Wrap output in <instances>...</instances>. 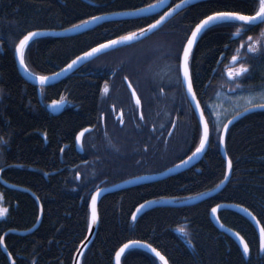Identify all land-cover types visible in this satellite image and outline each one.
I'll return each instance as SVG.
<instances>
[{
    "label": "trees",
    "instance_id": "trees-1",
    "mask_svg": "<svg viewBox=\"0 0 264 264\" xmlns=\"http://www.w3.org/2000/svg\"><path fill=\"white\" fill-rule=\"evenodd\" d=\"M156 1L0 0V89H3L0 171L6 181L25 188L0 182L2 202L8 209L0 219V236L12 230L6 234L5 244L16 264H73L74 255L89 231V202L98 188L128 176L166 168L160 162L136 173L138 167L133 162L140 154L148 155L152 149L177 144L173 162L193 153L198 145L199 118L184 87L177 83L180 63L177 57L182 55V46L195 25L205 16L215 10L251 14L254 0L193 3L147 39L107 52L60 82L42 88L41 98L39 87L28 82L17 66L15 46L28 31L65 29L92 16L134 10ZM180 1L172 0L170 6ZM160 15L108 21L72 36L35 38L25 50L27 67L39 76L54 73L92 47L146 27ZM237 28L239 22L214 24L202 34L190 56L194 90L210 126L207 152L197 165L183 172L104 194L98 205V229L81 264H114L118 250L133 240L151 244L170 264H264L257 230L245 216L230 209L219 212L222 222L247 240L248 256L243 255L238 243L221 231L210 216L217 204L235 203L252 211L264 227V109L250 111L229 126L225 147L233 168L231 178L220 192L192 205L155 206L141 212L137 219L132 218L147 201L190 199L224 181L226 160L219 144L223 125L219 126L211 102L219 91L237 94L264 90V54L247 51L249 37L253 38V46L264 49V35H261L264 25H246L241 28L240 36L234 38ZM151 42L154 43L141 48ZM234 55L239 57L235 64ZM240 64L248 67L249 72L230 79L229 68H239ZM125 77L138 89L145 122L154 121L151 126L148 123L146 126L138 116L136 123L130 118L128 121L127 111L123 122L114 121L111 104L117 109H129L115 89L117 84L125 83ZM61 98L67 99V105L55 115L47 109V104ZM132 105L137 108L136 104ZM150 108L158 113L148 118ZM170 110L173 119L164 130L160 121ZM114 126L120 131L116 139L111 132ZM88 127L91 130L83 136L80 152L76 137ZM98 131L108 140L96 141L94 134ZM142 132L163 134L153 142L148 136L143 143L138 138ZM156 142L159 144L153 146ZM116 151H134L124 160L125 169H116L120 167L113 155ZM100 167L103 172L96 173ZM31 192L42 203V220L33 232L15 233L13 230H27L37 222L39 205ZM0 264H10L2 245ZM121 264L162 262L147 250L133 247L123 254Z\"/></svg>",
    "mask_w": 264,
    "mask_h": 264
},
{
    "label": "water",
    "instance_id": "water-1",
    "mask_svg": "<svg viewBox=\"0 0 264 264\" xmlns=\"http://www.w3.org/2000/svg\"><path fill=\"white\" fill-rule=\"evenodd\" d=\"M85 1H88V0H85ZM171 1L172 0H164V3L155 8L154 10L152 11H145V12H138L137 10L138 9H135V10H124V11H116V12H111V13H105V14H101V15H97V16H103L105 17L104 19H101V20H97L93 23H89L85 26H82L80 28H75L73 29V26L72 27H69V28H65V29H50V30H47V29H42V30H34V31H41V32H44L46 33L45 35H42V36H72V35H76V34H79V33H83L85 31H88V30H91V29H94L95 27L105 23V22H108V21H115V20H121V19H127V18H137V17H144V16H151V15H156V14H160V13H163L162 15L160 16H163L166 12H170L171 15L167 16V18L165 19V21L156 29H154L152 32L150 33H146L145 36H138V38L134 41H131V42H128V43H125V44H121V45H117L115 48H112V49H106L105 51L103 52H99L97 53L95 56L93 57H90L88 59H83V60H80L77 62V64L70 70H65L67 69V66L68 64L63 67L62 69L54 72V73H51V74H48V75H44L46 77H48V80L46 83H44L43 85H41L38 81V77L39 75H36L34 73H32L29 69H28V72H25L23 68L20 67V64H19V60L16 56V52H15V58H16V62H17V66H18V69L21 73V75L30 83L34 84V85H38L39 86V94L41 95V87L42 86H50V85H53L55 83H58L60 82L61 80L65 79L68 75H70L73 71H75L77 68L79 67H82L83 65H85L86 63L92 61L93 59H95L96 57H98L99 55L101 54H104L106 52H109V51H112V50H115V49H118V48H122V47H125V46H129V45H132V44H135L137 42H140L141 40L147 38L148 36L152 35L153 33H155L157 30H159L166 22H168L175 14H177L178 12H180L181 10L185 9L186 7H188L189 5L193 4V3H196V2H199V1H202V0H186V2L182 3V1L176 3L175 5L173 6H170L171 5ZM159 3V0L155 3H152L150 5H156ZM177 4H181V7L180 8H176L175 6ZM148 6V5H147ZM147 6H144V7H141L139 9H142V8H146ZM160 18V17H159ZM158 18V19H159ZM89 20V19H88ZM155 22V21H154ZM153 22V23H154ZM217 23H220V22H216L214 24H217ZM80 24V23H79ZM214 24H211L209 25L207 28H205L201 33L200 35L197 37V41L199 40V38L202 36V34L208 29L210 28L211 26H213ZM143 28H147L146 27H143ZM195 28V27H194ZM66 29H71L69 31H65ZM138 30L136 31H133V32H138ZM42 36H38V37H42ZM191 36V34H190ZM189 36V37H190ZM240 36V33L239 35H236L235 34V38H238ZM38 37H35V38H38ZM34 38V39H35ZM116 39V38H115ZM31 42V41H30ZM29 42V43H30ZM107 41L103 42V43H106ZM197 43V42H196ZM102 44V43H100ZM99 45V44H98ZM98 45L92 47V48H95L97 47ZM195 46V45H194ZM193 46V48H194ZM91 48V49H92ZM91 49L85 51V52H89L91 51ZM193 50V49H192ZM83 52L82 54L78 55V56H83L84 53ZM77 56V57H78ZM76 58H74L73 60H75ZM72 62V61H71ZM70 62V63H71ZM69 63V64H70ZM189 71H190V60H189ZM57 73H60L59 75H56ZM32 74V75H30ZM190 74H191V71H190ZM181 79H182V75H181ZM129 83V86L132 88V90L134 91L133 93H135L134 97L136 99H138L137 97V94L134 90V88L132 87L131 83L128 81ZM185 91H186V88H184ZM195 91V90H194ZM187 94V92H186ZM188 96V95H187ZM198 118H199V113L196 111V107H195V104L196 102L195 101H192L191 100V97L188 96ZM197 100L199 101L198 97H197ZM53 102H58L55 106L53 105ZM200 102V101H199ZM201 104V103H200ZM67 105V99H63V102H61V100H54V101H51L47 104V109L57 115V114H60L66 107ZM202 107V105H201ZM203 108V107H202ZM248 108H251V107H248ZM255 109H260V108H255ZM253 109V110H255ZM251 110V111H253ZM241 112H243L245 114H247L248 112H244V110H242ZM242 115V116H243ZM236 116V115H235ZM239 117L241 116H237L236 119H238ZM205 118H206V115H205ZM207 119V118H206ZM235 119V120H236ZM232 120V123L235 121L233 120V117L230 118L228 121ZM228 121L224 124V125H228V128L229 126L232 124H228ZM210 129V128H209ZM89 129H84L82 130L78 136L80 137V140L77 141L76 139V143H77V146L80 150H82V138H83V135L84 133L88 132ZM223 133V128H222V131H221V134ZM225 137H226V134H225ZM209 143H210V136H209ZM208 147H209V144L205 147V150L204 152H202L201 154L197 155L196 157H193L191 160H189L188 158L190 156H192V154H190L189 157H187L185 160L183 161H187V163H182V161L180 163H178L177 165L173 166V167H170V168H167L166 170L162 171V172H159V173H153V174H145V175H140V176H135V177H132V178H129V179H125V180H122V181H119L113 185H109V186H103V187H100L98 188L92 195H91V198H90V204H89V208H90V224H91V218H92V197L93 196H96L97 193H99V195L97 196V199H96V215H97V221L95 224H92L91 225V228H89V232H88V235L86 237V239L81 243V245L79 246L78 248V251L76 252L75 256H74V260H73V264H80L81 263V259L87 249V247L90 245V243L92 242V240L94 239L95 237V234L97 232V229H98V225H99V215H98V204L101 200V198L103 197L104 194L106 193H109V192H113V191H118V190H121V189H125V188H129V187H133V186H136V185H140V184H144V183H147V182H151L153 180H161V179H165L167 178L168 176L170 175H173V174H177V173H180V172H183L187 169H190L192 167H194L195 165H197L199 163V161L202 159V157L204 156V154L207 152L208 150ZM220 149H221V153L222 155L224 156L225 160H226V171H227V158L228 155H227V158L225 156V151H226V148H225V144L224 145H220ZM2 171H0V182L6 186H10V187H13V188H23L21 186H18L16 184H13V183H10L8 181H6L3 177H2ZM229 178L227 180H224L223 183H220L219 184V187H216L210 191H207V192H204L203 195H197L195 197H192L190 199H186V200H182V201H166V200H161V201H154V203H148L149 201L143 203L142 205H144V207L142 209H140V206L138 207V209H140V211H136V215H139L141 212L145 211L146 209H150L154 206H158V205H162V206H166V205H171V206H183V205H192V204H195V203H198L208 197H211L215 194H217L218 192H220L225 186L226 184L228 183L229 179L231 178V175H232V170L229 172ZM25 189V188H23ZM33 194V196L37 199L38 201V205H39V216H38V219H37V222L35 224L34 227H32L31 229H28V230H25V231H15L16 233L18 234H27V233H30V232H33V230H35L37 228L38 225H40V222L42 220V216H43V207H42V203L41 201L39 200V198L37 197V195L34 193V192H31ZM218 205V204H217ZM219 205H222V207L218 208L215 215H213L212 213V210H211V213H210V216H211V219L213 221V223L223 232L227 233L228 235H230L237 243L238 245L240 246L241 250L243 251V248H242V245L240 244V241H239V238L238 236L236 235L237 233L239 234V237H243L242 234H240L238 231L234 230L233 228L227 226L226 224H224L222 222V220L220 219L219 217V211L223 210V209H230V210H234V211H237L239 212L240 214H242L243 216H245L248 220H250L252 222V224L254 225V227L256 228L257 230V233H258V236H259V229L260 227H263V225L261 224V222L259 223V225L257 224V220L259 221V219L252 213V211H250L248 208V211L245 212L243 211V209H245L246 207L242 206V205H238V204H235V203H219ZM216 206H214L213 208H215ZM212 208V209H213ZM42 209V211H41ZM251 212L252 215L250 216L248 213ZM253 216L256 217V220H253ZM9 232H12L11 231H7L6 233H4V235L2 237H4V245H2V248L5 250V236L7 233ZM244 241L246 243L247 240L243 237ZM133 241H137V240H133ZM141 242V241H140ZM129 243V242H127ZM125 243V244H127ZM143 244H148V243H145V242H142ZM123 247V246H122ZM136 247H139V248H144L146 250H148L149 252H151L148 248L146 247H141V246H136ZM153 247V246H152ZM7 248V247H6ZM130 248H133V247H130ZM128 248V249H130ZM154 248V247H153ZM128 249H125V252L128 250ZM120 250V249H119ZM118 250V251H119ZM8 256H9V251H8V248H7V251H5ZM124 252V253H125ZM123 253V254H124ZM152 253V252H151ZM122 254V255H123ZM154 255V253H152ZM122 255H121V258H122ZM121 258H120V264H121ZM165 259H167L165 257ZM14 261V259L12 258L11 256V259H10V262L12 264V262ZM16 264V262H15ZM115 264H116V255H115ZM168 264H169V261H168Z\"/></svg>",
    "mask_w": 264,
    "mask_h": 264
},
{
    "label": "snow or ice",
    "instance_id": "snow-or-ice-1",
    "mask_svg": "<svg viewBox=\"0 0 264 264\" xmlns=\"http://www.w3.org/2000/svg\"><path fill=\"white\" fill-rule=\"evenodd\" d=\"M186 2V0H182V3ZM164 3V0H159V3L156 5H148L146 8L138 9V12H145V11H152L155 8L161 6ZM176 8H180L181 4H177L175 6ZM171 15L170 12H166L163 16H160L159 19L155 20L154 23L148 24L147 28H140L138 32H128L126 35L118 36L116 39L108 40L106 43L99 44L97 47L92 48L91 51L85 52L84 55L76 57L75 60H72L70 64H68L67 69H72L78 61L83 59H88L90 57L95 56L99 52H103L106 49H112L115 48L117 45L125 44L131 41H134L138 38V36H145L146 33L152 32L154 29L158 28L167 18V16ZM103 16H92L89 20H82L80 24L73 25V29L80 28L82 26H85L89 23H93L97 20L104 19ZM216 22H239L240 28H237L236 35H239L241 28L244 26H259L264 25V0H254V7L251 14H245L243 11L240 10H215L212 12L211 15L205 16L204 19H201L196 25L195 28L191 32V36L187 38V43L182 46V55H178L177 59L180 61L178 65V75H177V83L181 85V87L186 88L187 95L191 97L192 101H195V107L196 111L199 113V122L196 125L197 135H198V145L195 148V151L192 153V156H190L188 159L191 160L193 157H196L197 155L204 152L205 147L209 144V136H210V129H209V121L205 118V112L204 109L201 107L200 102L197 100L196 92L194 91L193 86V78L189 71V60L192 53L193 46L197 42V37L200 35V33L207 28L209 25L214 24ZM234 26V25H230ZM71 29H66L65 31H69ZM46 33L41 31H28L26 35L23 36L22 39L19 40L18 44L15 46V52L16 56L19 60L20 67L24 69L25 72H28V67L26 64V52L25 50L29 46V42L32 41L35 37L45 35ZM261 35H264V30H262ZM250 43L247 46V51L250 53H257L261 52L264 54V49L258 48L256 46H253L251 44L252 37L248 38ZM241 47H244V45H241ZM239 61V57L234 55L232 56V62L233 64L237 63ZM249 68L245 67L244 64H240L239 68H231L228 71V76L230 79L235 80L238 77L245 76L246 73L249 72ZM60 73H57L56 75H59ZM32 75V74H30ZM182 75V79H181ZM38 81L41 85L47 82L48 77L46 76H39ZM103 92L106 94L108 92V86L105 84L103 88ZM3 89H0V97H2ZM135 95V93H133ZM261 103L256 104L252 103L251 108H245L244 112L251 111L255 108L264 109V90H262L259 93ZM61 102H63V98H61ZM58 102H53V105L55 106ZM137 105L140 104V100L137 99L136 101ZM251 103V101H250ZM214 114V113H213ZM243 112H237L236 116L233 117V120L236 119L237 116H242ZM232 120L228 121V124H231ZM219 131V129H218ZM228 132V125L223 126V133L219 136V144L224 145L225 144V134ZM77 141L80 140V137L77 136ZM225 156L227 158V151H225ZM182 163H187V161H182ZM233 168V163L230 158H227V171L224 173V180H227L229 178V172ZM224 181H221L223 183ZM219 187V185H217ZM99 193H97L96 196L92 197V218H91V224L89 225V228H91L92 224H95L97 221V215H96V199ZM200 195H203L201 193ZM148 203H154V201H149ZM144 205L140 206V209H142ZM222 207V205H216L215 208L212 209L213 215H215L218 208ZM140 209H137V211H140ZM42 211V209H41ZM243 211L247 212L248 209L245 208ZM8 212V209L0 207V216L6 215ZM250 216L252 215L251 212L248 213ZM133 220L136 219L135 214H133ZM253 220H256V217H252ZM259 225L260 221H256ZM181 232H185V229L181 228ZM239 238L240 244L243 248V255L248 256L250 253L249 244L246 243L243 239V237H239V234H236ZM189 244H191V241H189ZM0 245H4V237L0 236ZM146 247L148 248L154 255L159 259V261L162 262V264H168V260L165 259V256H163L159 251L156 250V248H153L151 244H143L140 241H129V243L124 244L123 247L120 248V250L116 253V264H120V258L121 255L125 252V249H128L130 247H136V246ZM5 251H7V248L5 246ZM259 252L264 253V227H260L259 229ZM9 259H11V254L9 253ZM12 264H15V261L12 262Z\"/></svg>",
    "mask_w": 264,
    "mask_h": 264
},
{
    "label": "flooded vegetation",
    "instance_id": "flooded-vegetation-1",
    "mask_svg": "<svg viewBox=\"0 0 264 264\" xmlns=\"http://www.w3.org/2000/svg\"><path fill=\"white\" fill-rule=\"evenodd\" d=\"M155 42H158V41H155ZM153 43L154 42H151V43H148V44H144L141 48L142 49H145L146 46L152 45ZM107 62L109 63V60H106L105 61V63H107ZM231 65H233V64H231ZM229 69H231V68H229ZM124 79H125V83H119V84H117V86H115V89L117 90V92L119 94H121L122 101H124L125 103L127 102L129 104V109L128 110L127 109L125 110L123 108L117 109L115 107V104H111L110 105L111 106V109H112L111 113H112V116H113L114 121H118V122L122 121L123 122V120H125L126 119V116H127L128 121H130V119H133L131 122L136 123L137 122V116H138V117H141L142 122L146 126L148 124H149V126H151V124H153L154 121H148L147 122L148 124L145 122L146 121V117H144V114H143V101H142V98L140 97V94H139L138 89L134 86V84L130 81V79L128 77H125ZM128 81L131 83L132 87L134 88V90H135V92L137 94L138 99L140 100V104L139 105H137V103H136L137 99L134 97V95H133V92L134 91H132L131 87L129 86ZM111 87H112V89L110 91H113V86H111ZM260 91L261 90H254L252 92L255 93V92H260ZM249 92L252 93L251 91H249ZM242 93H248V92H239L237 94L239 95V94H242ZM237 94H231V95H237ZM261 102L262 101H259V102L254 101L253 103L259 104ZM132 104H136L137 108L135 106H133ZM251 105H252V103H251ZM125 111H127V115H126ZM157 113H158L157 111H155L152 108H150V109L147 110V117L149 118L150 116H153V114L155 115ZM236 113L237 112L233 113L232 115H234ZM171 119H173V111H171V110L169 111V114L168 115L164 114L162 116V119H161L160 123H161V125L164 124V127H163L164 130H166L167 123ZM122 122H121V124H123ZM88 128H89V131H90L91 128L90 127H88ZM151 128H153V126ZM84 129H86V128H84ZM88 132H86V133H88ZM111 132H112V134H114L112 137L115 138V139L117 138L116 136H118L120 134V131L115 126L112 127ZM171 132L172 131H170V133ZM86 133H84V135ZM139 134H140V137H138V138H141L142 140H144L143 143H146L148 136H149V139H151V142H153L154 140L159 139L160 136L163 134V132L161 133V135L156 133L157 136H155L154 133H152L151 135H148V132H142V133H139ZM94 137H95V140L96 141H101L104 138L108 140V137L105 136V134H103L100 131L96 132L94 134ZM107 144H108V141L106 142V146H107ZM158 144H159V142H156V143L153 144V146L158 145ZM139 146H140V143H139ZM176 147H177V144H175V145L171 144V145H169L165 149H158V150L152 149L149 152L148 155L140 154L139 157H138L139 159L138 158H135L136 161L133 162L138 167L137 170H136V173L141 168L142 169H145V168L146 169H149V168H151L154 165L160 164V162H161V165H163V167H166V168L163 169V170H159L158 172H153V173L162 172V171L166 170L167 168H170V167L174 166L179 161L185 159L189 155V154L188 155L186 154L187 156L184 157V158H182L181 160H179V161L178 160H174L173 162H171V159L173 158V154H175V152H176L175 151V148ZM76 148L78 149L77 145H76ZM109 149H110V147L107 146L108 153H109ZM133 154H134V151H124V152L116 151L113 155L117 159L116 161H118V165L120 166V167H116V169L117 168L122 169L124 167V162H125L124 160L127 157H129V156H131ZM123 169H125V168H123ZM102 172H103V170H101V167L98 168L97 171H96V173H102ZM105 173H108V172H105ZM153 173H142V174H153ZM142 174H140V175H142ZM136 176H138V175H136ZM131 177H134V176H128L127 178H131ZM78 178L80 179V176L79 175H78ZM127 178H124L123 180H125Z\"/></svg>",
    "mask_w": 264,
    "mask_h": 264
},
{
    "label": "rangeland",
    "instance_id": "rangeland-1",
    "mask_svg": "<svg viewBox=\"0 0 264 264\" xmlns=\"http://www.w3.org/2000/svg\"><path fill=\"white\" fill-rule=\"evenodd\" d=\"M165 59L166 62L169 63L167 61L168 57H166ZM260 92H255V93L248 92L239 95L238 94L231 95L225 91L217 92L214 99L211 102V106L213 108L219 126H222L226 122L228 117L231 116L233 113L237 112L238 110L250 105L254 101L256 102L261 101L259 96ZM0 207L7 209V207L2 202L1 194H0ZM5 216L6 215L0 216V219H2Z\"/></svg>",
    "mask_w": 264,
    "mask_h": 264
},
{
    "label": "bare ground",
    "instance_id": "bare-ground-1",
    "mask_svg": "<svg viewBox=\"0 0 264 264\" xmlns=\"http://www.w3.org/2000/svg\"><path fill=\"white\" fill-rule=\"evenodd\" d=\"M156 2H157V1H156ZM154 3H155V2H154ZM151 4H152V3H151ZM149 5H150V4H149ZM146 6H147V5H146ZM143 7H144V6H143ZM140 8H141V7H140ZM138 9H139V8H138ZM134 10H135V9H134ZM163 13H164V12H163ZM163 13H160V14L162 15ZM156 15H157V14H156ZM53 30H54V29H53ZM189 36H190V35H189ZM148 37H149V36H148ZM148 37H147V38H148ZM145 39H146V38H145ZM143 40H144V39H143ZM186 43H187V41H186ZM186 43H185V44H186ZM195 45H196V44H195ZM109 52H110V51H109ZM106 53H107V52H106ZM104 54H105V53H104ZM101 55H103V54H101ZM101 55H99V56H101ZM99 56H98V57H99ZM96 58H97V57H96ZM68 64H69V63H68ZM79 68H81V67H79ZM79 68H77L76 70H78ZM76 70H75V71H76ZM75 71H73L72 73H74ZM36 86H38V85H36ZM38 87H39V86H38ZM44 87H47V86H42V87H41V92H42V88H44ZM131 89H132V88H131ZM132 91H133V90H132ZM38 93H39V91H38ZM39 97L41 98V97H42V94H41V95L39 94ZM244 108H248V107H244ZM242 109H243V108H242ZM242 109L238 110L237 112H241ZM243 110H244V109H243ZM235 115H236V114L232 115L230 118L234 117ZM243 116H244V115H243ZM241 117H242V116H241ZM206 118H207V117H206ZM230 118H229V119H230ZM239 118H240V117H239ZM239 118H238V119H239ZM207 120H208V119H207ZM236 120H237V119H236ZM236 120H235V121H236ZM235 121H234V122H235ZM209 128H210V126H209ZM86 129H89V128H86ZM83 130H84V129H83ZM81 131H82V130H81ZM81 131H80V132H81ZM80 132H79V133H80ZM79 133H78V134H79ZM78 134H77V136H78ZM76 138H77V137H76ZM225 140H226V137H225ZM82 141H83V138H82ZM76 145H77V143H76ZM77 147H78V146H77ZM82 148H83V146H82ZM225 148H226V147H225ZM78 150H79L80 152L82 151V150H80L79 148H78ZM194 151H195V150H194ZM194 151H193V152H194ZM220 151H221V149H220ZM204 155H205V154H204ZM189 156H190V155H188L187 157H189ZM187 157H186V158H187ZM223 157H224V156H223ZM186 158H185V159H186ZM202 158H203V157H202ZM185 159H183V160H185ZM224 159H225V158H224ZM183 160H181V161H183ZM181 161H179L178 163H180ZM178 163H177V164H178ZM177 164H175V165H177ZM175 165H174V166H175ZM172 167H173V166H172ZM177 174H178V173H177ZM173 175H175V174H173ZM170 176H171V175H170ZM153 181H156V180H153ZM162 200H164V199H162ZM165 200H166V199H165ZM150 201H161V200H150ZM166 201H172V200H166ZM89 204H90V202H89ZM98 205H99V204H98ZM158 206H159V205H158ZM169 206H171V205H169ZM154 207H155V206H154ZM219 212H220V211H219ZM134 214H135L136 219H137V217H138L139 215H136V213H134ZM218 214H219V213H218ZM98 215H99V214H98ZM249 221H250V220H249ZM250 222H251V221H250ZM251 223H252V222H251ZM35 224H36V223H35ZM34 226H35V225H34ZM34 226H33V227H34ZM38 226H39V225H38ZM38 226H37V227H38ZM31 228H32V227H31ZM31 228H30V229H31ZM27 230H28V229H27ZM15 231H25V230H15ZM33 231H34V230H33ZM13 232H14V230H13ZM88 232H89V231H88ZM15 233H16V232H15ZM27 234H28V233H27ZM87 235H88V234H87ZM95 235H96V234H95ZM92 241H93V240H92ZM145 243H146V242H145ZM90 244H91V243H90ZM80 245H81V244H80ZM87 248H88V247H87ZM130 249H131V248H130ZM142 249H144V248H142ZM3 250H4V249H3ZM145 250H146V249H145ZM8 251H9V250H8ZM77 251H78V250H77ZM77 251H76V252H77ZM147 251H148V250H147ZM157 251H158V250H157ZM4 252H5V250H4ZM148 252H149V251H148ZM5 253H6V252H5ZM9 253H10V251H9ZM150 253H151V252H150ZM6 254H7V253H6ZM10 254H11V253H10ZM75 254H76V253H75ZM151 254H152V253H151ZM152 255H153V254H152ZM7 256H8V254H7ZM11 256H12V254H11ZM74 256H75V255H74ZM122 256H123V255H122ZM154 256H155V255H154ZM163 256H164V255H163ZM155 257H156V256H155ZM12 258H13V256H12ZM156 258H157V257H156ZM8 259H9V256H8ZM13 259H14V258H13ZM121 259H122V258H121ZM73 260H74V259H73ZM81 260H82V259H81ZM9 261H10V259H9ZM14 261H15V260H14ZM15 262H16V261H15ZM10 264H11V262H10ZM80 264H81V263H80ZM114 264H115V262H114ZM169 264H170V263H169Z\"/></svg>",
    "mask_w": 264,
    "mask_h": 264
}]
</instances>
